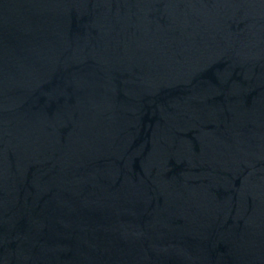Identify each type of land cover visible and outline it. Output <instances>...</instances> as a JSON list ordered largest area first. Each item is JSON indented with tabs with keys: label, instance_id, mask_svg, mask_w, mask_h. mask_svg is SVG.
I'll return each instance as SVG.
<instances>
[{
	"label": "water",
	"instance_id": "obj_1",
	"mask_svg": "<svg viewBox=\"0 0 264 264\" xmlns=\"http://www.w3.org/2000/svg\"><path fill=\"white\" fill-rule=\"evenodd\" d=\"M0 264H264V0H0Z\"/></svg>",
	"mask_w": 264,
	"mask_h": 264
}]
</instances>
